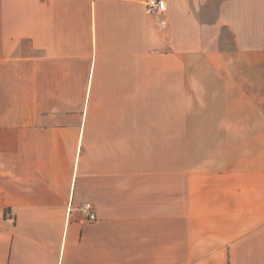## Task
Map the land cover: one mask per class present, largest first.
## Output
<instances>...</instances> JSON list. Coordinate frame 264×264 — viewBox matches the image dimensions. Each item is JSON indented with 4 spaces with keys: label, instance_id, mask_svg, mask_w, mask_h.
<instances>
[{
    "label": "crops",
    "instance_id": "1",
    "mask_svg": "<svg viewBox=\"0 0 264 264\" xmlns=\"http://www.w3.org/2000/svg\"><path fill=\"white\" fill-rule=\"evenodd\" d=\"M163 1L0 0V264H264V0Z\"/></svg>",
    "mask_w": 264,
    "mask_h": 264
},
{
    "label": "rangeland",
    "instance_id": "2",
    "mask_svg": "<svg viewBox=\"0 0 264 264\" xmlns=\"http://www.w3.org/2000/svg\"><path fill=\"white\" fill-rule=\"evenodd\" d=\"M221 47H226V49H224V50L233 48L232 35L226 30L223 31V34L221 37ZM227 51L230 53L231 50H227ZM195 71H196L195 64L193 62L189 61V64H188V81L186 80L182 84L179 82L173 81L172 93H171V94H173V96L175 94H188V96H190V94H194V87H195V83H196ZM191 80L195 81V83L191 82ZM249 91L252 94H264V89L257 90V89L249 88ZM190 133L194 134V132H189V135H190Z\"/></svg>",
    "mask_w": 264,
    "mask_h": 264
},
{
    "label": "built area",
    "instance_id": "3",
    "mask_svg": "<svg viewBox=\"0 0 264 264\" xmlns=\"http://www.w3.org/2000/svg\"><path fill=\"white\" fill-rule=\"evenodd\" d=\"M143 5L147 14L161 15L166 12V4L163 0H144ZM81 212L88 220H95V214L90 204L84 205Z\"/></svg>",
    "mask_w": 264,
    "mask_h": 264
}]
</instances>
